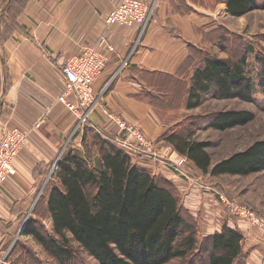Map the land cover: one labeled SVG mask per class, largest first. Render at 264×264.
Listing matches in <instances>:
<instances>
[{
	"label": "trees",
	"instance_id": "16d2710c",
	"mask_svg": "<svg viewBox=\"0 0 264 264\" xmlns=\"http://www.w3.org/2000/svg\"><path fill=\"white\" fill-rule=\"evenodd\" d=\"M27 1L24 0L22 8ZM217 1L225 4V12L232 18L260 8L258 0ZM16 16L12 20L15 27ZM205 36L217 45L221 39L227 41L231 34L221 27ZM189 54L183 65V79L158 82L159 89L165 94L171 92L185 110L197 109L210 97L252 100L253 85L247 77L245 52L231 53L226 60L193 47ZM257 63L258 76L264 80V60L258 58ZM9 86L6 76L0 81L3 96ZM146 98L153 104L152 97ZM253 119L252 113L244 111L220 112L207 119L206 127L222 132L244 126ZM86 138L90 139V147L84 145ZM165 140L203 174L249 176L264 171V140L211 169L206 152L210 144L174 135ZM82 144L87 148L83 154L68 147L62 152L52 177L54 183L45 198L38 199L33 217L22 227L21 236L32 239L54 264H76L72 244L97 264H168L176 259H186L191 264L195 256L199 264H245L241 232L224 226L199 244L194 222L182 211L172 183L133 165L113 140L89 127L83 133ZM91 150L97 153L94 161ZM44 219L50 221V229L42 223ZM7 264L44 262L37 252L16 243L10 249Z\"/></svg>",
	"mask_w": 264,
	"mask_h": 264
},
{
	"label": "crops",
	"instance_id": "0c3cea01",
	"mask_svg": "<svg viewBox=\"0 0 264 264\" xmlns=\"http://www.w3.org/2000/svg\"><path fill=\"white\" fill-rule=\"evenodd\" d=\"M117 1L26 2L15 19L18 34L8 40L12 47V61L8 67L10 86L6 97H0L1 125L27 129L33 124L61 90L63 79L59 66L62 58L96 45L102 37L115 45L116 53L95 82L99 102L123 121L141 123L146 115L145 107L152 106L146 95H158L160 80L183 79V65L190 56V49L205 50V47L214 46L205 34L219 28L215 25L220 11L227 16L225 4L217 0H181L194 13L179 12L176 0H145L151 6L155 3V11L143 31L108 28L104 19ZM5 6L8 8V4ZM101 51H104L102 47ZM124 61L127 66L121 68ZM74 120L70 113L55 107L51 117L21 152L15 167L22 183L6 186L10 197L0 195V249L13 247L12 243L5 245L6 231L20 229L29 203V208L32 203L36 204L43 174L37 166L45 169L62 154ZM101 120L97 113L89 117L96 128L101 126ZM100 132L111 139L102 129ZM254 254H257L254 250L246 252V262L250 255L257 259ZM252 263L256 264L254 260ZM257 264H264V260Z\"/></svg>",
	"mask_w": 264,
	"mask_h": 264
},
{
	"label": "rangeland",
	"instance_id": "374dc122",
	"mask_svg": "<svg viewBox=\"0 0 264 264\" xmlns=\"http://www.w3.org/2000/svg\"><path fill=\"white\" fill-rule=\"evenodd\" d=\"M11 1L2 0L0 2V81L6 76L9 79L8 67L11 65L10 61H12V47L9 45L8 40L14 34H18L12 20L20 12L24 2V0ZM176 2L179 12L194 13L189 12L187 7L179 0H176ZM5 4H8V8ZM258 5L260 8L240 18L226 16L224 11H220L215 27H223L230 32L231 37L227 41L221 39L217 45L205 47L209 55L225 60L230 58L231 53L236 54L238 52L243 55L245 52L247 77L253 85V98L250 102L217 100L210 97L197 109L188 111L178 103L171 92L165 94L163 89H159L158 95H152V106L150 108L145 107L146 115L141 123L125 121L136 126L161 156L160 159H156L154 166L142 165L138 157L132 158L129 156L131 163L139 168L149 170L155 177H163L173 184L182 211L187 213L194 222L198 243L200 244L204 239L219 232L224 226L237 230L243 235L245 264H254L252 260L256 264L264 260V171L249 176H211L210 174H203L186 157L179 156L165 139L174 135L182 139L190 137L192 142L210 144L206 149L210 157L209 169L218 162L234 154L244 152L256 142L264 140V80H261L258 76L259 64L257 63L258 58L264 60V0H259ZM154 11L155 3L152 4L150 20L154 16ZM142 29H145V25ZM45 51L47 50L45 49ZM2 91L3 89L0 90V97L3 96ZM181 91L182 88L177 92ZM2 101L4 100L2 99ZM229 111L252 113L254 119L244 126L222 132L206 127L209 117L220 112ZM101 121L102 124H100V127L98 126L99 129L109 133L111 126L103 120ZM107 125L109 128H104ZM75 126L76 119L70 130V139L66 147L83 154L87 149L84 145L90 147L91 144L88 138L85 139L84 145L82 144L84 131L87 127L93 129L96 133L98 131L89 121L84 123L83 127H80L76 133L73 132ZM108 135L111 140L116 138V136H113V132ZM104 138L106 137L104 136ZM91 152L94 161L97 153L94 150H91ZM37 167V170L39 167L43 170V174L36 196L38 199H44L49 186L54 183L52 177L57 170L53 169V165H46L45 169H42L41 165ZM174 167L177 171L172 169ZM36 196L34 199H36ZM38 199L35 200L36 203ZM30 204L23 215L25 220L27 216H29L28 218L33 217L32 214L36 204L33 205L32 203L29 208ZM42 223L45 227L51 228L48 219H44ZM18 230L15 227L11 232L6 231L5 245H10L16 239L14 245L21 243L37 252L44 264H54L43 254L41 248L32 239L22 236L16 238ZM72 249L76 252V264H97L76 244H72ZM253 250L258 254L253 255L257 259L254 257L252 259L250 255L249 261L246 262V252L250 253ZM9 253L10 249H3V247L0 249V264H7ZM168 264H190V262L186 259H176ZM191 264H199L197 256L192 258Z\"/></svg>",
	"mask_w": 264,
	"mask_h": 264
},
{
	"label": "built area",
	"instance_id": "2783aa9c",
	"mask_svg": "<svg viewBox=\"0 0 264 264\" xmlns=\"http://www.w3.org/2000/svg\"><path fill=\"white\" fill-rule=\"evenodd\" d=\"M151 13L152 6L145 0H118L104 20L108 28L142 29L150 20ZM101 47L104 51H101ZM115 53V45L102 37L96 45L85 47L75 55L63 57L59 66L63 79L61 90L43 109L38 119L27 129L0 125V195L7 194L10 197L6 186L15 182L22 183L15 163L32 136L51 117L55 107L64 109L76 119L74 133L89 121L91 115L97 113L111 126L109 133L113 132V136H116L113 141L122 152L132 158L138 157L142 165L154 166L156 159L161 158L152 143L136 126L126 123L102 107L95 93V82L104 73ZM126 66V61L122 62L121 68ZM108 125L104 128H109ZM97 131L102 133L99 128ZM60 157L61 155L52 164L54 170H57ZM172 169L177 171L176 167Z\"/></svg>",
	"mask_w": 264,
	"mask_h": 264
},
{
	"label": "water",
	"instance_id": "95a60500",
	"mask_svg": "<svg viewBox=\"0 0 264 264\" xmlns=\"http://www.w3.org/2000/svg\"><path fill=\"white\" fill-rule=\"evenodd\" d=\"M34 205H35V204H34ZM28 217H29V216H27V219H28ZM27 219H26V220H27ZM26 220L24 221V223L26 222ZM24 223H23L22 226L20 227V229H19V231H18V233H17L16 238H18V237L21 236V233H22V227H23ZM15 241H16V239H15ZM15 241L12 242V245L15 243ZM12 245H11V246H12Z\"/></svg>",
	"mask_w": 264,
	"mask_h": 264
}]
</instances>
